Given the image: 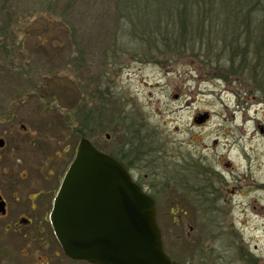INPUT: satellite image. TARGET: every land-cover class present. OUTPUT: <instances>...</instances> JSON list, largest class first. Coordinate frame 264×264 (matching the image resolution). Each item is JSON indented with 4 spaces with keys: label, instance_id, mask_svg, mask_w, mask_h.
<instances>
[{
    "label": "rangeland",
    "instance_id": "374dc122",
    "mask_svg": "<svg viewBox=\"0 0 264 264\" xmlns=\"http://www.w3.org/2000/svg\"><path fill=\"white\" fill-rule=\"evenodd\" d=\"M237 1L195 10L203 27L177 39L152 4L0 0V187L9 164L68 159L86 137L153 196L175 261L264 264V0ZM6 191L0 264H90L50 221L5 230Z\"/></svg>",
    "mask_w": 264,
    "mask_h": 264
},
{
    "label": "water",
    "instance_id": "95a60500",
    "mask_svg": "<svg viewBox=\"0 0 264 264\" xmlns=\"http://www.w3.org/2000/svg\"><path fill=\"white\" fill-rule=\"evenodd\" d=\"M5 212L0 195V213ZM156 213L154 198L128 169L83 137L54 196L49 220L63 253L72 260L180 264L163 248Z\"/></svg>",
    "mask_w": 264,
    "mask_h": 264
},
{
    "label": "flooded vegetation",
    "instance_id": "af4514ba",
    "mask_svg": "<svg viewBox=\"0 0 264 264\" xmlns=\"http://www.w3.org/2000/svg\"><path fill=\"white\" fill-rule=\"evenodd\" d=\"M0 139L4 140V144L0 146L1 151L7 145L6 137L1 132ZM62 153L63 151L60 150L53 151L55 159L51 156L45 162L30 164V167L23 163L9 164L10 170H12L8 175L10 177L5 182L1 180L0 195L5 201L6 212L0 213V218H4L9 213V201L5 196V190L10 192L11 197H15V200L20 202V209L15 213L12 222L5 223V230L24 228L29 231L32 225L38 226L43 221H50L49 215L54 196L75 152L71 153L68 159L63 157ZM3 166L0 164L1 175L6 173L4 170L7 169L6 166ZM176 211L173 212V215Z\"/></svg>",
    "mask_w": 264,
    "mask_h": 264
},
{
    "label": "trees",
    "instance_id": "16d2710c",
    "mask_svg": "<svg viewBox=\"0 0 264 264\" xmlns=\"http://www.w3.org/2000/svg\"><path fill=\"white\" fill-rule=\"evenodd\" d=\"M126 2V6L128 9H138L140 7L146 6L147 4H152L159 12H166L168 15L173 17V23L175 24V33L178 38L189 37V34H194L196 26H199V30L203 27L201 20L200 23L197 21H192L191 19L194 17V11L197 10L199 12L208 10L211 6L212 7H225L226 9H240L237 0H124ZM166 5V6H165ZM217 10V11H216ZM216 15L219 16L220 10L216 9ZM207 14L208 18L210 14ZM161 15V13H159ZM177 15V18H176ZM153 20L154 24L158 21ZM161 21V20H159ZM179 24H178V23ZM157 33L161 34L160 31H156ZM165 36V35H164ZM167 36V35H166ZM163 37V35H162ZM175 40V36H174ZM167 42L166 44H168ZM176 43V42H175ZM92 143L100 150L106 151L101 148L98 144L92 141ZM108 153V152H107ZM110 155L118 159L126 168L127 165L124 163L122 158L114 154L113 152H109ZM128 169V168H127ZM171 257V256H170Z\"/></svg>",
    "mask_w": 264,
    "mask_h": 264
},
{
    "label": "bare ground",
    "instance_id": "6f19581e",
    "mask_svg": "<svg viewBox=\"0 0 264 264\" xmlns=\"http://www.w3.org/2000/svg\"><path fill=\"white\" fill-rule=\"evenodd\" d=\"M236 136V135H235ZM228 143V142H227ZM235 143L232 141L230 144H229V148L232 146V145H234ZM236 146V145H235ZM235 149H236V147H235ZM245 155H246V153H245ZM245 155H240V158L241 159H245ZM229 168V167H228Z\"/></svg>",
    "mask_w": 264,
    "mask_h": 264
}]
</instances>
